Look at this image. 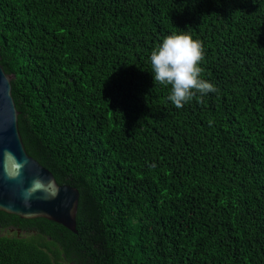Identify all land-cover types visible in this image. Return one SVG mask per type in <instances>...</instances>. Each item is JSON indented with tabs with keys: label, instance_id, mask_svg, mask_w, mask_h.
Returning <instances> with one entry per match:
<instances>
[{
	"label": "trees",
	"instance_id": "obj_1",
	"mask_svg": "<svg viewBox=\"0 0 264 264\" xmlns=\"http://www.w3.org/2000/svg\"><path fill=\"white\" fill-rule=\"evenodd\" d=\"M180 30L217 91L176 108L150 56ZM0 64L26 151L80 193L78 234L37 219L0 264H264V0H0Z\"/></svg>",
	"mask_w": 264,
	"mask_h": 264
},
{
	"label": "water",
	"instance_id": "obj_2",
	"mask_svg": "<svg viewBox=\"0 0 264 264\" xmlns=\"http://www.w3.org/2000/svg\"><path fill=\"white\" fill-rule=\"evenodd\" d=\"M14 79L0 64V212L25 220L46 219L78 234L80 193L59 185L26 151L12 94Z\"/></svg>",
	"mask_w": 264,
	"mask_h": 264
},
{
	"label": "clouds",
	"instance_id": "obj_3",
	"mask_svg": "<svg viewBox=\"0 0 264 264\" xmlns=\"http://www.w3.org/2000/svg\"><path fill=\"white\" fill-rule=\"evenodd\" d=\"M203 59V42L186 30L166 36L151 52L154 81L171 86L168 99L176 108H182L197 93L203 96L217 91L214 84L203 78Z\"/></svg>",
	"mask_w": 264,
	"mask_h": 264
},
{
	"label": "flooded vegetation",
	"instance_id": "obj_4",
	"mask_svg": "<svg viewBox=\"0 0 264 264\" xmlns=\"http://www.w3.org/2000/svg\"><path fill=\"white\" fill-rule=\"evenodd\" d=\"M36 220L18 219L15 215L0 212V238H31L39 243L40 234L44 233L45 230H51L52 225ZM54 230L55 233H60L55 227Z\"/></svg>",
	"mask_w": 264,
	"mask_h": 264
}]
</instances>
